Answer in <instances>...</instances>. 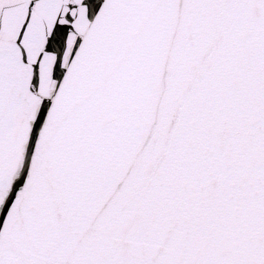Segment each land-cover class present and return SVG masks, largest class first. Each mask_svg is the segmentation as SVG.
<instances>
[{
    "label": "snow or ice",
    "instance_id": "obj_1",
    "mask_svg": "<svg viewBox=\"0 0 264 264\" xmlns=\"http://www.w3.org/2000/svg\"><path fill=\"white\" fill-rule=\"evenodd\" d=\"M0 264H264V0H0Z\"/></svg>",
    "mask_w": 264,
    "mask_h": 264
}]
</instances>
